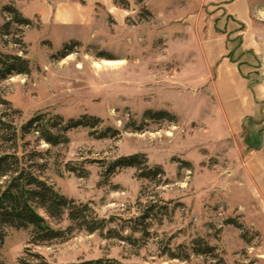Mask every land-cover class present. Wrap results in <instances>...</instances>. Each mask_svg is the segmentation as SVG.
Masks as SVG:
<instances>
[{"label": "rangeland", "instance_id": "1", "mask_svg": "<svg viewBox=\"0 0 264 264\" xmlns=\"http://www.w3.org/2000/svg\"><path fill=\"white\" fill-rule=\"evenodd\" d=\"M6 5L31 26L0 32V54L29 73L0 82V116L18 130L38 114L98 118L57 146L26 134L19 153L108 223L89 234L64 217L53 227L67 238L43 244L6 229L0 264H264V0H0V28ZM134 154L159 182L107 172Z\"/></svg>", "mask_w": 264, "mask_h": 264}, {"label": "trees", "instance_id": "2", "mask_svg": "<svg viewBox=\"0 0 264 264\" xmlns=\"http://www.w3.org/2000/svg\"><path fill=\"white\" fill-rule=\"evenodd\" d=\"M3 11L10 15L8 21L0 28V32L9 35L11 24L18 28L30 27L31 20L23 17L12 5L3 6ZM15 44H22L15 39ZM77 42L64 44L58 52V58H64L72 53ZM29 73L28 61L18 55L0 54V82L14 75H27ZM0 104L8 105L5 101ZM153 120H164L168 117L166 112L148 113ZM5 115L0 116V248L3 245L6 229L31 231L30 243L43 244L58 239H65L71 232L54 228L53 224L60 223L65 217L74 227L92 234L101 231L108 223L99 218L87 203H77L58 193L54 188L43 181L36 173L43 169L41 164L34 160L37 153L23 155L21 150L28 143H21L26 134L36 133L38 137L50 146H57L67 142L65 133L78 127L94 128L100 120L95 117L82 116L77 120L63 121L60 117H46L38 114L32 117L18 130L12 122L6 121ZM100 137L115 135V131L106 129L100 132ZM10 149H13L10 151ZM117 168H135L137 177L159 182L163 171L160 167L149 168L144 156L134 154L116 159L109 164L107 172H114ZM71 171H75L69 168ZM156 204H151L143 210L141 220H147L154 213ZM166 211V207H159ZM42 211L44 215L40 214ZM148 225V223H147ZM204 253L211 251L209 247L202 249ZM37 257L36 255H34ZM23 264L25 261L21 260ZM76 264H120L112 260L86 261Z\"/></svg>", "mask_w": 264, "mask_h": 264}]
</instances>
